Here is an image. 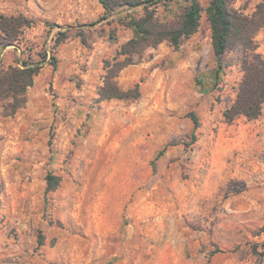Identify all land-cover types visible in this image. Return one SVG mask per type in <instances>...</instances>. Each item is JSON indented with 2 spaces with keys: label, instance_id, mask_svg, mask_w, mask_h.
<instances>
[{
  "label": "rangeland",
  "instance_id": "obj_1",
  "mask_svg": "<svg viewBox=\"0 0 264 264\" xmlns=\"http://www.w3.org/2000/svg\"><path fill=\"white\" fill-rule=\"evenodd\" d=\"M197 1L195 35L134 55L116 79L141 95L102 100L143 8L107 18L100 0H0V16L28 22L8 46L0 29V69L42 67L15 116L0 102V264H264V139L244 155L225 120L244 73L230 51L215 84L212 0ZM191 3L149 5L165 24ZM255 40L264 56V29Z\"/></svg>",
  "mask_w": 264,
  "mask_h": 264
},
{
  "label": "trees",
  "instance_id": "obj_2",
  "mask_svg": "<svg viewBox=\"0 0 264 264\" xmlns=\"http://www.w3.org/2000/svg\"><path fill=\"white\" fill-rule=\"evenodd\" d=\"M235 0H212L205 10L212 32L213 50L217 58V68L214 71L215 84H219L225 75L226 63L224 57L230 51H237V62L244 76L239 85L237 98L233 105L224 112L228 124H233L241 117L248 120L260 118L264 107V56L259 52L256 42L258 33L264 29V2L257 6L252 15H245L234 8ZM107 12V18L112 17L121 7L143 8L144 15L139 19L133 18L127 26L135 36L118 52L125 56L123 61L117 58L113 63H106L105 84L99 90L102 100L138 98L141 95L139 85L134 89L123 90L116 79L128 66L134 64L133 56L141 54L146 49H157L163 42L169 41L175 50L181 45L182 38H190L201 27L203 8L197 0L183 11L172 23H160L156 15L150 10L149 3L159 0H100ZM24 18H7L0 16V29L4 33L7 44H13L22 27L27 26ZM57 60L54 59V66ZM40 65L23 62L22 67L10 66L0 69V102L4 104L6 116H15L26 104L24 96L28 87L33 86L34 79L41 70ZM9 100H12L9 102ZM9 102V103H8ZM190 117L194 123L193 139L200 122L196 113ZM164 152L161 151L160 155ZM54 177L48 176L47 192L56 189L51 183Z\"/></svg>",
  "mask_w": 264,
  "mask_h": 264
},
{
  "label": "crops",
  "instance_id": "obj_3",
  "mask_svg": "<svg viewBox=\"0 0 264 264\" xmlns=\"http://www.w3.org/2000/svg\"><path fill=\"white\" fill-rule=\"evenodd\" d=\"M169 53L173 55L172 50H169L166 54H164L161 50H158L156 51L155 59L166 58V56H169ZM174 53L178 54L177 51H174ZM183 63L184 64L182 65L180 64V67L187 64V60H184ZM233 128L236 130L238 135L237 139L240 142L242 153H244V155H249L254 146V142L260 138L264 139V107L260 118L256 120H248L246 117H241L237 120Z\"/></svg>",
  "mask_w": 264,
  "mask_h": 264
}]
</instances>
